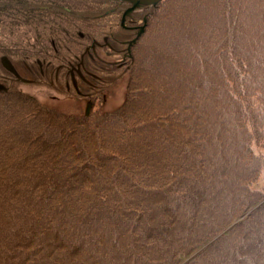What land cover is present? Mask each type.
<instances>
[{"label":"trees","instance_id":"trees-1","mask_svg":"<svg viewBox=\"0 0 264 264\" xmlns=\"http://www.w3.org/2000/svg\"><path fill=\"white\" fill-rule=\"evenodd\" d=\"M125 2L0 0V264H264V0L127 14L144 29L112 110L18 87L27 67L52 85L39 61L98 60Z\"/></svg>","mask_w":264,"mask_h":264},{"label":"flooded vegetation","instance_id":"flooded-vegetation-1","mask_svg":"<svg viewBox=\"0 0 264 264\" xmlns=\"http://www.w3.org/2000/svg\"><path fill=\"white\" fill-rule=\"evenodd\" d=\"M123 6L122 12L129 7V3L125 2V4H121ZM122 15V14H121ZM127 16V14H126ZM125 16V17H126ZM124 17V19H126ZM144 18V17H143ZM128 19H132L131 21H135L133 17ZM120 16V25L123 27L122 31H119L118 34L112 36L110 39L103 38V41H97L94 43V47H92L93 52L99 57L98 60H88L82 56H79L77 59L73 61H68L61 59L58 63H55L51 60L47 62H40L35 69L36 72H41L45 74V71L48 72L50 77V84H52V89L60 91L62 93H69L70 87L72 86V79H76L77 84V94L81 97H86L88 101L93 100L94 102L99 101L100 103L105 100L106 93L109 86H106L105 89L101 88L100 95H97L95 92L96 86L100 87L99 83H103L106 85L111 84L118 75L123 73V76L128 73L129 64L131 61V46L133 44V39L137 34V30L141 27V24H134L125 22H121ZM144 24V23H143ZM122 30V29H121ZM122 33V34H121ZM121 37V38H120ZM102 48L106 51V53L111 56L110 59L104 58V56H99L100 50ZM27 67V66H26ZM26 69L25 79L32 80L30 78V74L33 72L31 69ZM20 70V69H19ZM18 74L19 71L17 70ZM53 76V77H52ZM113 80L112 82H109ZM116 81V80H115ZM64 84V87H63ZM107 84V85H108ZM59 85V88H55ZM93 85V89L91 92L89 89L90 86ZM86 88V89H85ZM96 93V94H95ZM100 99V100H99ZM91 102V101H90Z\"/></svg>","mask_w":264,"mask_h":264},{"label":"rangeland","instance_id":"rangeland-1","mask_svg":"<svg viewBox=\"0 0 264 264\" xmlns=\"http://www.w3.org/2000/svg\"><path fill=\"white\" fill-rule=\"evenodd\" d=\"M124 24H125V19H124ZM176 48H177V46L174 47V49H173L174 52L176 51ZM99 50H100V53H99L100 56H104V58L110 59L111 56H109L105 50H103L102 48H100ZM20 71H22V70L20 69ZM45 74H46V76H45L44 81H49L50 77H49L48 72L45 71ZM22 77H24V76H22ZM24 79H22V80H24ZM115 80L111 84L108 85L110 88L108 89V91L106 93L105 100L101 103L98 100L95 101L94 102V108H98L101 111H105V110L109 111V110L116 108L119 104H121V102L124 100L125 94H126L128 75L123 76V73H122ZM27 81L19 82L18 87L22 91L28 92V93L36 96L41 103H43L49 107H53V108H56L58 110H61V111L67 112V113H72L75 115H80V114L84 113L85 107L87 104V100L84 97H81V96H78L77 94H74L73 90H71L69 92V94L72 93V95L64 94V93H62L60 95L55 94V96H57V98H53L51 96H52V93H55V91H51L52 88L51 89L48 88L43 83H37L35 80L33 82H27ZM90 87H93V86H90ZM102 87H103V89L106 88L104 82L100 85V88H102ZM91 101H93V100H91ZM254 149L256 152H260V153L264 154V145H260V146L255 145ZM263 184H264V173H262V174L260 173L257 181H255L253 186H255L256 188H261L263 186ZM219 235H217V236H219Z\"/></svg>","mask_w":264,"mask_h":264},{"label":"water","instance_id":"water-1","mask_svg":"<svg viewBox=\"0 0 264 264\" xmlns=\"http://www.w3.org/2000/svg\"><path fill=\"white\" fill-rule=\"evenodd\" d=\"M130 3V6L126 8V10L123 12L122 15V23H123V19H124V15L126 13H128L129 11H132L135 8H138L141 5H150V4H156L159 0H126ZM140 33V32H139ZM138 33V35H139ZM1 62L3 64V66L8 69L11 70L13 72H15V69L13 67V65L11 64V62L9 61V59H7L5 56L1 57ZM254 208V207H253ZM251 208V209H253ZM250 209V210H251ZM199 250V249H198ZM198 250H196L195 252H193L189 257H187L184 261L188 260L191 256H193ZM183 261V262H184ZM183 262H181L180 264H182Z\"/></svg>","mask_w":264,"mask_h":264},{"label":"bare ground","instance_id":"bare-ground-1","mask_svg":"<svg viewBox=\"0 0 264 264\" xmlns=\"http://www.w3.org/2000/svg\"><path fill=\"white\" fill-rule=\"evenodd\" d=\"M139 30H140V28L137 30V34H136V36L135 37H137V35H138V32H139ZM3 57V56H2ZM7 58V57H6ZM8 59V58H7ZM255 207V206H254ZM250 210V209H249ZM249 210H248V212H249ZM247 212V213H248Z\"/></svg>","mask_w":264,"mask_h":264}]
</instances>
